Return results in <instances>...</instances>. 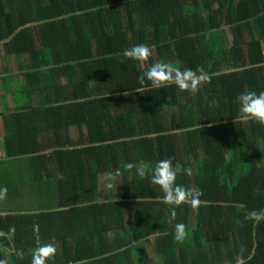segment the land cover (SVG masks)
Here are the masks:
<instances>
[{
    "label": "trees",
    "instance_id": "16d2710c",
    "mask_svg": "<svg viewBox=\"0 0 264 264\" xmlns=\"http://www.w3.org/2000/svg\"><path fill=\"white\" fill-rule=\"evenodd\" d=\"M219 1L232 48L201 37L219 20L201 26L188 0H0V188L36 205L0 209V260L32 264L39 241L56 248L46 264H264V219H244L264 211V125L235 102L264 92V0ZM139 44L148 61L121 55ZM161 61L208 81L195 94L140 85ZM164 159L202 192L171 223L160 187L126 167Z\"/></svg>",
    "mask_w": 264,
    "mask_h": 264
},
{
    "label": "clouds",
    "instance_id": "9594fccd",
    "mask_svg": "<svg viewBox=\"0 0 264 264\" xmlns=\"http://www.w3.org/2000/svg\"><path fill=\"white\" fill-rule=\"evenodd\" d=\"M123 57L145 62L152 56V49L145 44L134 45L131 48L125 49L122 54ZM138 83L145 85L146 81L152 88L162 89L169 85H176L181 91H188L192 94L198 92L200 86L208 81V76L202 67L197 68L195 71L191 69L181 70L173 66L169 62H156L152 64L146 72L138 76ZM239 105L238 119L241 122L247 123L249 121H256L264 125V92L259 94L254 91H245L236 97L235 101ZM128 169L136 168L137 175L142 178H149L152 184L160 187L163 192V201L171 207L169 223L176 219L177 213L176 206L183 204H190L192 207H198L202 204L200 196L202 192L198 189L185 188L183 185L176 183L177 176L180 173L191 175L192 169L184 168L177 163L173 166L171 159H164L158 161L154 167L146 164H141L139 167L129 163L126 165ZM119 171L116 175H119ZM7 195V188H0V200H3ZM245 220L259 222L264 219V211L252 210L247 213ZM34 230L39 231V226L34 225ZM15 228L10 229V233H14ZM8 234L0 232V236ZM188 233L186 226L183 223L175 225L174 238L177 242L183 243L187 239ZM56 253V248L51 244H40L33 253L32 264H46L47 260L53 257ZM0 264H7L6 261L0 260ZM236 264H246L245 259L241 254L236 257Z\"/></svg>",
    "mask_w": 264,
    "mask_h": 264
},
{
    "label": "crops",
    "instance_id": "0c3cea01",
    "mask_svg": "<svg viewBox=\"0 0 264 264\" xmlns=\"http://www.w3.org/2000/svg\"><path fill=\"white\" fill-rule=\"evenodd\" d=\"M189 3H192L194 6H189L188 8V15L192 16L193 19H202L201 21V26H210L211 24V20L212 23L214 22V20H219L218 22H216V24H219V26L214 27V28H207L202 30L201 33V37H204L205 39L207 38H211L214 37L215 35L218 36H222V35H226L227 38L229 39V47H234L235 45V38H234V33H231V26L229 24L224 25L222 24V18L221 16H218L216 18L212 17L211 12L212 11H216L220 8L221 4L219 0H215L214 2V6H212L210 4V2L208 0H204V1H200L201 5L197 6V4L194 3L195 0H188ZM193 1V2H192ZM225 0H222V2H224ZM221 2V3H222ZM239 1L235 0V3H238ZM243 21H245V19H243ZM242 23H246V22H242ZM243 35L245 37H247L248 39V35H249V30L248 29H244L243 30ZM246 49L248 48V46L245 47ZM244 60V59H242ZM264 66V64H263ZM244 68H239V70H243Z\"/></svg>",
    "mask_w": 264,
    "mask_h": 264
},
{
    "label": "rangeland",
    "instance_id": "374dc122",
    "mask_svg": "<svg viewBox=\"0 0 264 264\" xmlns=\"http://www.w3.org/2000/svg\"><path fill=\"white\" fill-rule=\"evenodd\" d=\"M2 92L3 91H1V94ZM0 111H1V108H0ZM29 194H30L29 192H25L24 195L21 196L22 201H18L17 203L14 204L13 202L15 200H13L11 197L9 199V193H8L3 200H0V209L9 210V204L11 205V207L19 208L24 211H29V210L36 208V205L33 203V198L32 196L29 197L28 196Z\"/></svg>",
    "mask_w": 264,
    "mask_h": 264
}]
</instances>
